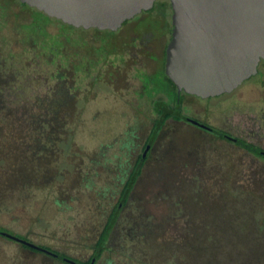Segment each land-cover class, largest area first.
<instances>
[{"label": "rangeland", "instance_id": "rangeland-1", "mask_svg": "<svg viewBox=\"0 0 264 264\" xmlns=\"http://www.w3.org/2000/svg\"><path fill=\"white\" fill-rule=\"evenodd\" d=\"M42 21L15 1L0 0V97L9 103L69 99L78 86L83 96L88 80L80 75L89 65L83 42L97 44V34L63 29L54 19ZM84 92L86 99L79 97L76 107L71 103L69 136L59 141L63 153L49 172L51 182L0 198V232L78 264L90 260L119 198L122 171L135 161L120 155L126 124L148 125L150 119L133 117L131 109V116L117 114L118 107L121 114L123 105L132 102L131 93L125 103L96 83ZM259 95L248 84L191 105V113L208 115L216 126L249 128ZM105 111L113 116L102 115ZM161 141L141 165L129 200L109 231L110 244L95 264H264L263 236L246 234L245 223L226 215L204 219L207 212L220 210L226 194H254L260 200L254 202L258 217L264 207V160H239L241 153L224 141L181 125ZM230 209L231 214L240 207ZM0 264L64 263L0 234Z\"/></svg>", "mask_w": 264, "mask_h": 264}, {"label": "flooded vegetation", "instance_id": "flooded-vegetation-1", "mask_svg": "<svg viewBox=\"0 0 264 264\" xmlns=\"http://www.w3.org/2000/svg\"><path fill=\"white\" fill-rule=\"evenodd\" d=\"M7 1L9 4L15 1L20 9L28 10L32 16H40L42 22L54 19L65 27L63 29L87 30L68 27L60 20L48 17L19 0ZM89 29L97 34L98 42L94 45L83 42V47L88 51L86 63L89 64L82 68L80 75L81 80L84 76L88 80L86 87L81 91L83 96L78 95L81 86H78V91L73 96L67 90L70 98L66 99V96H63V104L67 101L70 103L66 111L69 113L76 107L79 97L81 100L86 99L87 92L84 91H91L95 83L108 91L115 101L125 102L127 100L125 95L131 93L132 102L123 105L125 108L121 114L118 113V107L117 114L131 116L128 113L131 109L133 117L148 116L150 119L148 125L137 124V121L130 126L126 124L127 128L123 132L119 146L120 155H123L124 160H148L153 149L162 142L163 136L168 133L174 134L180 125L209 140L224 141L235 154L241 153L239 160H264V62L262 60L258 62L255 74L231 92L200 98L179 90L166 73V49L173 32L170 0H154L149 9L141 10L124 20L115 30ZM248 84H253L254 90L260 93L258 101H255L254 117L251 118L249 128H235L227 123L216 126L209 122L208 115L200 117L191 113V105L197 102L207 103L212 99L232 94ZM102 115L112 114L105 111ZM224 152L225 150L222 151ZM110 240L109 235L104 240L103 250L110 244ZM41 253L50 260L64 264H78L77 261H67L69 259L59 253H54L55 255H49L44 251Z\"/></svg>", "mask_w": 264, "mask_h": 264}, {"label": "water", "instance_id": "water-1", "mask_svg": "<svg viewBox=\"0 0 264 264\" xmlns=\"http://www.w3.org/2000/svg\"><path fill=\"white\" fill-rule=\"evenodd\" d=\"M75 28L115 30L154 0H19ZM166 73L179 90L208 98L228 93L264 62V0H170ZM27 247L54 253L8 233ZM100 245L89 264H94ZM69 261V260H67Z\"/></svg>", "mask_w": 264, "mask_h": 264}, {"label": "trees", "instance_id": "trees-1", "mask_svg": "<svg viewBox=\"0 0 264 264\" xmlns=\"http://www.w3.org/2000/svg\"><path fill=\"white\" fill-rule=\"evenodd\" d=\"M62 99H43L31 105L25 102L9 103L0 97V198L14 191H26L30 186L39 188L51 182L49 172L54 170L53 166L63 153L59 141L69 136V131L66 129L69 118L66 111L69 109V102L63 104ZM144 161L135 160L129 166L128 173V170L122 171L120 180L123 184L119 198L112 206L113 211L95 242L93 253L100 245L98 256L103 251L104 240L116 222L120 209L129 200L131 186L140 173ZM228 195L221 198L220 210L213 209L212 214L207 212L205 221H213L216 220L215 217L226 215L228 219L230 217L245 223L243 231L246 234H257L264 238V207L260 214L258 213V217L254 216V202L258 203L260 200L258 201L254 194L237 195L236 198ZM235 207L240 209L236 212L232 211L231 215L229 209ZM254 221L258 227L252 226ZM93 256L94 254L91 258ZM89 262L90 260L85 264Z\"/></svg>", "mask_w": 264, "mask_h": 264}]
</instances>
